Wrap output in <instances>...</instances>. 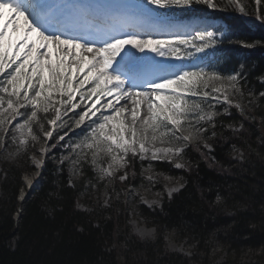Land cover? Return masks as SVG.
Instances as JSON below:
<instances>
[{"label":"snow or ice","instance_id":"obj_1","mask_svg":"<svg viewBox=\"0 0 264 264\" xmlns=\"http://www.w3.org/2000/svg\"><path fill=\"white\" fill-rule=\"evenodd\" d=\"M252 2L264 21V0ZM196 4L240 13L248 7L244 0H0V150L15 157L34 148L44 157L84 126L82 136L62 145L69 156L61 163L70 160L77 175L87 165L98 181H126L136 159H182L194 142L211 149L201 139L204 125L214 126L217 105L226 113L230 107L244 111L232 98L244 95L243 76L201 66L204 58L197 54L214 49L223 32L155 12ZM148 52L196 63L161 62ZM31 158L39 167L42 160Z\"/></svg>","mask_w":264,"mask_h":264},{"label":"trees","instance_id":"obj_2","mask_svg":"<svg viewBox=\"0 0 264 264\" xmlns=\"http://www.w3.org/2000/svg\"><path fill=\"white\" fill-rule=\"evenodd\" d=\"M244 2L246 13L204 4L163 11L179 18L213 17L227 23L223 41L209 49L206 59L219 53V59L212 60L219 71L241 70L242 83L254 89L259 101L256 111L264 118L260 95L264 92V21L257 18L252 0ZM260 14L264 15V4ZM247 113L233 107L217 116L210 127L212 149L189 146L184 168L163 160L152 164L185 179L184 186L166 196L160 206H138L156 227L154 240L131 233L116 202L104 211L81 209V187L93 174L87 168L80 181L69 183L67 165L53 157L60 152L58 145L43 162L40 186L24 204L18 200L22 175L37 167L30 160L24 167L18 161L5 166V176L0 178V264H214L207 248L213 236L235 248H264V120L257 112ZM237 121H241L239 128L230 126ZM233 147L243 151L241 160L233 157ZM133 164L135 184L148 162L136 159ZM20 207L17 220L14 216ZM169 230L189 237L196 244L194 255L168 250L164 237Z\"/></svg>","mask_w":264,"mask_h":264},{"label":"rangeland","instance_id":"obj_3","mask_svg":"<svg viewBox=\"0 0 264 264\" xmlns=\"http://www.w3.org/2000/svg\"><path fill=\"white\" fill-rule=\"evenodd\" d=\"M121 2L126 4H133V5H142L145 3L144 0L141 1L121 0ZM148 7L153 9L155 8V6L152 5H148ZM163 10L164 9H155V12L161 13L163 12ZM166 19L176 20L172 16H169V18ZM203 21L205 25L210 27L211 30L217 32H223L225 35L227 34L228 25L223 19L207 17ZM133 51L136 53L137 56L141 57L142 55L141 52H139L136 49H133ZM208 51L209 49H207L205 53L197 54L198 56L204 58V63H202L201 66L212 65L213 67H215L213 65V61L216 62L219 59V53H215L214 56L209 55L210 60L207 61L206 56L208 54ZM154 54L157 57H160L156 53H153V55ZM165 58H167L170 61V63H175V64L196 63V61L193 60L181 61L173 57H165ZM210 61H212V63H210ZM237 72H241V70L239 69V71ZM221 73L227 76L235 72L231 71V72H224V73L221 72ZM241 84L243 85L244 95L235 96L232 98L234 99V101H238L242 105V107L244 108V111H242V113L248 114L247 112L249 113L257 112V114H259L260 116V119L263 121L264 118L260 115V113H258L259 111H256V109L259 108V101H258V96L254 92V89L242 83V80H241ZM249 92L252 93L251 96L248 95ZM250 100L253 102L249 103ZM232 109L233 107H230L227 113H229V111H231ZM217 111L219 115H222L223 113L227 114L224 111V106L222 105H217ZM240 123L241 121H237L236 123H232L230 126L239 128ZM204 127L207 128V131L202 134L201 139L207 140V142L210 144L209 140L212 137L211 135L212 131L210 129L211 125L205 124ZM84 131H86L84 126H81L80 128H76L69 133V137H66L65 141H61L60 144H57L60 148V152L57 155L52 154L56 162L61 163L62 156L63 157L69 156V150L62 147V145L69 139H71L72 141L77 140L80 136L84 134ZM185 134L187 135V133ZM49 143L50 144L55 143V140L49 141ZM43 144L44 141L41 140L40 144L37 145V147H41L43 146ZM193 145H197V143L194 142ZM54 149L55 148L51 149L49 153H52ZM185 154L182 159H173L171 161L163 160V161L173 163L174 168L176 169H182L175 167V164L176 163L185 164L187 161ZM232 154L233 157L237 158L238 160H241L243 158V151L239 148L233 147ZM32 156H35L37 159H41L42 162L40 163L39 167H37L36 170H33L31 172L27 171L22 175L23 186H24V178L28 175H34V178L36 180L35 187L34 189H32V191H30L28 196L25 198L26 200L29 197H31L35 189H37L40 186L41 170L43 167V162L45 158H47V156L41 157L40 153L36 151L34 148H29L27 152L22 151L18 156L15 157H8L3 152V150H0V178H3L5 176V170H6L5 166H8L11 163H16L18 161V166L24 167L27 161L30 160V163L34 165L33 159L31 158ZM155 161H161V160H152V161L147 160L148 165L149 162L153 164ZM64 163L68 167V174L71 178L72 183H74L77 180L80 181L84 175V171L87 168H89L87 165H85L82 173L77 175V174H73L72 171L73 165L71 164L70 160H65L63 164ZM148 165L142 168V170L139 173L137 182L135 184L132 183L133 180L131 179V173H132L131 167L128 169V171L130 172V176L129 179L126 181H120L118 178L115 180L98 181L97 174L91 170L93 174L92 177H88L81 187L83 189L79 197V202H78L79 207L84 210L99 208L100 210L104 211L106 207H109L113 202H116L118 206V211L123 212L124 215L126 216L128 229L130 230L131 233H134L137 236L144 239H153V240L156 239L157 238L156 227L149 219H147L144 215H142L139 212L138 206L140 204H143L147 207L160 206L163 199L166 196H168L167 194L168 189L174 187L178 189L182 188L185 184V179L182 175H174L169 172L159 171L153 165L152 168L149 169ZM120 174L122 173H117V176H119ZM148 175H152L154 177V180L153 181L147 180L146 177ZM23 186L20 189V193L18 196V200L22 204L26 202V200L21 201L22 199L21 191L23 189ZM21 215H22V207H20L17 210L14 217L15 219L19 220ZM164 240H165V246L168 250L180 252L188 256L194 255L196 244L192 242L189 237L184 236L175 230H169L166 232ZM119 246L121 249L123 248V243L121 241L119 242ZM207 248L209 249V260L214 262V264H264V248L262 247L254 248L249 245H241L239 246V248H235V247H231L230 244H227V242H225L221 237L213 236L211 244H209Z\"/></svg>","mask_w":264,"mask_h":264},{"label":"bare ground","instance_id":"obj_4","mask_svg":"<svg viewBox=\"0 0 264 264\" xmlns=\"http://www.w3.org/2000/svg\"><path fill=\"white\" fill-rule=\"evenodd\" d=\"M86 1H87V3H107V1H109V0H86ZM183 23H185V24H190V23L194 24L193 22H183ZM142 55L144 56L145 53H142ZM147 55L149 57L154 58V59L155 58H159L160 60H157V61H161V62L167 61V62H170L168 59H165V58H163L161 56L160 57H157L155 54L153 55L152 52H148ZM29 181L31 183H29ZM35 181L36 180L34 178V175H28V176H26L24 178V186H23V189L21 191V197H22L21 201L26 200L25 198L28 196V194L30 193V191H32V189H34V187H35Z\"/></svg>","mask_w":264,"mask_h":264},{"label":"water","instance_id":"obj_5","mask_svg":"<svg viewBox=\"0 0 264 264\" xmlns=\"http://www.w3.org/2000/svg\"><path fill=\"white\" fill-rule=\"evenodd\" d=\"M20 215V214H19Z\"/></svg>","mask_w":264,"mask_h":264}]
</instances>
